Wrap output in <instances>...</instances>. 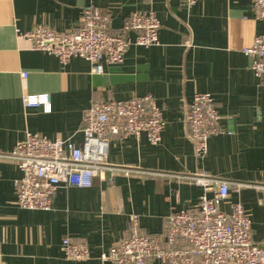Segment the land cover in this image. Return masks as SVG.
<instances>
[{"label":"crops","instance_id":"0c3cea01","mask_svg":"<svg viewBox=\"0 0 264 264\" xmlns=\"http://www.w3.org/2000/svg\"><path fill=\"white\" fill-rule=\"evenodd\" d=\"M87 5L109 12L115 33L131 12L152 10L161 24L159 43L131 44L121 63L95 74L82 58L61 64L17 37V30L37 26L73 30ZM259 34L264 21L251 0H198L191 7L180 0H0V153L12 152L29 131L80 146L83 112L101 101L151 94L165 121L155 145L144 134L108 139V165L149 173L106 169L90 187L61 184L49 210L18 207L19 165L0 156V264H112L99 256L128 235L132 214L142 232L160 236L170 212H196L202 188L182 175L198 172L234 183L220 208L241 203L253 242L263 246L264 193L253 185L264 184V76L254 75L243 52ZM197 92L211 94L224 130L208 138L203 159L194 155L186 124ZM42 93L50 96L49 111L23 106L24 95ZM64 237L85 242L90 258H65Z\"/></svg>","mask_w":264,"mask_h":264},{"label":"built area","instance_id":"2783aa9c","mask_svg":"<svg viewBox=\"0 0 264 264\" xmlns=\"http://www.w3.org/2000/svg\"><path fill=\"white\" fill-rule=\"evenodd\" d=\"M187 7L198 0H180ZM259 20L264 21V0H251ZM109 12L93 5L82 8L80 23L68 31L37 26L20 32L34 50L54 55L61 64L78 57L91 64V72L101 74L104 66L123 61L126 48L135 44L150 47L159 43V19L152 10L131 12L123 21L120 32L109 29ZM129 33H133L132 39ZM243 52L251 57L255 76H264V34L256 35ZM22 76H25L23 73ZM24 107L50 109L49 94L22 97ZM220 115L214 99L207 92L195 93L188 104L186 124L194 155L203 159L208 151V138L224 132L219 126ZM83 142L80 146L61 138H49L37 132H26L12 152L0 156L15 160L21 175L15 180L17 205L29 210H49L57 188L90 187L104 170L121 173H149L130 167L111 166L106 162L108 139L112 136L144 134L151 144H158L165 126L162 111L151 94L124 100L96 102L82 115ZM181 176V175H180ZM182 178L201 186L196 212L185 209L170 212L167 228L160 236L142 232L137 214L130 216L126 237L113 243L99 259L112 264H264V245L252 240L251 221L239 202H231L228 210L220 204L229 196L232 181L198 172ZM236 187L251 184L236 182ZM264 193V184H254ZM62 252L67 259L87 260L90 250L81 240L64 237Z\"/></svg>","mask_w":264,"mask_h":264}]
</instances>
